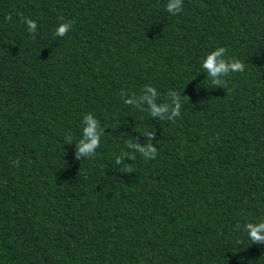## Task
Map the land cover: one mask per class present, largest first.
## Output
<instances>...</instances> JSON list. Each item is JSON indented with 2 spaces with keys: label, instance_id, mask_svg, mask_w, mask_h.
I'll return each mask as SVG.
<instances>
[{
  "label": "trees",
  "instance_id": "obj_1",
  "mask_svg": "<svg viewBox=\"0 0 264 264\" xmlns=\"http://www.w3.org/2000/svg\"><path fill=\"white\" fill-rule=\"evenodd\" d=\"M168 2L0 0V264H264V0ZM219 47L245 70L212 84Z\"/></svg>",
  "mask_w": 264,
  "mask_h": 264
},
{
  "label": "clouds",
  "instance_id": "obj_2",
  "mask_svg": "<svg viewBox=\"0 0 264 264\" xmlns=\"http://www.w3.org/2000/svg\"><path fill=\"white\" fill-rule=\"evenodd\" d=\"M183 0H169L166 10L173 15L182 11ZM11 20L12 16L9 14L6 18ZM26 23L28 30L31 33H35L37 24L34 20L26 18ZM71 28V23L65 22L61 23L55 30L56 36H65ZM226 49L224 47H219L214 51L210 52L206 59H204L202 67L205 71L208 72L209 76L213 79L211 80L212 84L223 83L225 82L222 77H226L229 73L233 72H244L245 65L243 62L233 59L226 60L224 58ZM148 91L152 93L151 97H147L148 104L150 105L151 115H159L164 112H167L170 108L169 104L158 105L154 101V97L157 95V90L155 87L148 86ZM170 95L175 98V107H171V112L173 116L178 117L180 115V97L176 92H170ZM130 103L131 101H127ZM83 134L82 138L78 142L79 150L76 153V159H81L82 157H92L94 156L96 149L100 146L101 132L99 128V121L92 114H86L83 118ZM148 135L149 141H151L154 133L146 132ZM72 139L68 137L65 139V142H70ZM131 145V142H129ZM138 148L140 153L143 154L145 158L154 159L157 154V148L151 143L148 144L147 149L140 146L139 144L134 145ZM128 155V153H122L120 156L116 157V162L120 163L123 156ZM14 165L18 166L19 161H14ZM132 167L130 164L126 166L125 171H130ZM245 230L248 232L249 238L253 243L264 241V221L259 223H247L245 225Z\"/></svg>",
  "mask_w": 264,
  "mask_h": 264
}]
</instances>
